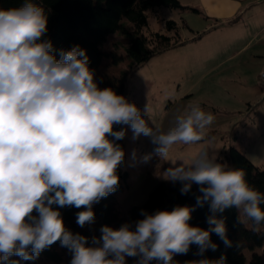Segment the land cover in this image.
I'll return each mask as SVG.
<instances>
[{
  "label": "clouds",
  "instance_id": "obj_1",
  "mask_svg": "<svg viewBox=\"0 0 264 264\" xmlns=\"http://www.w3.org/2000/svg\"><path fill=\"white\" fill-rule=\"evenodd\" d=\"M46 33L45 11L31 0L0 10V264L33 261L57 241L72 253L70 264H125V256L138 254L140 264H173V256L186 254L192 244L201 253L216 250L211 233L230 246L224 220L215 214L232 206L259 228L264 196L249 187L243 170L228 169L201 152L189 164L168 168L163 178L181 182V194L199 186L196 205L207 203L212 213L207 230L188 223L194 208L176 206L142 211L134 229L128 223L103 226L102 236L93 237L99 246H87L86 237L69 231L53 205L83 208L76 223L84 227L94 222L93 204L119 185L125 152L116 141L126 129L115 131L114 125L129 126L133 139L150 137L155 154L175 165L169 159L173 147L203 141L215 116L195 103L162 132L148 104L142 113L111 88L97 86L84 49H61L57 58ZM199 264H225V258Z\"/></svg>",
  "mask_w": 264,
  "mask_h": 264
},
{
  "label": "rangeland",
  "instance_id": "obj_2",
  "mask_svg": "<svg viewBox=\"0 0 264 264\" xmlns=\"http://www.w3.org/2000/svg\"><path fill=\"white\" fill-rule=\"evenodd\" d=\"M179 1L185 9L161 8L149 12L144 33L150 38L154 33L167 34L166 22L172 20L179 26L184 45L154 57L134 71L127 81L125 98L142 113L148 104L151 121L162 132L174 127L176 117L186 114L189 106L195 103L205 112L213 113L215 119L207 127L203 141L173 147L169 159L176 160L175 165L155 154L156 145L150 137L141 135L133 139L131 128L123 125L126 129L122 147L125 156L117 174L127 173V178L122 191L116 194L123 212L144 204L159 183L169 182L163 178L168 168L183 162L189 164L201 152L230 168V151L235 148L258 168L264 167V83L259 77L262 62L250 51L234 52L231 46L224 45L222 36H226L224 28L228 24L214 19L226 12L223 0ZM198 9L200 13L194 11ZM183 20L188 21L190 28L185 27ZM126 24L129 29H134L131 23ZM213 26L211 36L190 40ZM214 37L220 40L214 43ZM127 44L125 35L117 32L108 37L103 50L124 54ZM109 69L123 72L127 65ZM151 121L149 125L153 126ZM145 156L150 158L145 161ZM238 211L246 226L253 228L250 219H246L240 209Z\"/></svg>",
  "mask_w": 264,
  "mask_h": 264
},
{
  "label": "trees",
  "instance_id": "obj_3",
  "mask_svg": "<svg viewBox=\"0 0 264 264\" xmlns=\"http://www.w3.org/2000/svg\"><path fill=\"white\" fill-rule=\"evenodd\" d=\"M28 0H0V10L22 7ZM45 11L47 16V33L43 37L50 40L57 58L59 50H69L79 46L86 51L88 66L94 73V81L100 89L111 88L117 95L126 96L127 81L131 74L156 56L184 45L180 29L175 21L166 22L167 34L154 33L148 37L144 29L148 27V13L161 8L185 9L179 0H31ZM200 13L198 10H194ZM126 22L134 29H129ZM186 25L185 23H183ZM121 32L128 40L125 53L104 51L103 45L111 34ZM203 34L198 37L202 38ZM127 65V70L111 71L120 65ZM109 66V67H108ZM123 125H114L119 131ZM109 139H113L109 137ZM121 147L124 139L116 141ZM231 167L228 169L243 170L244 179L249 187L264 196V167L255 166L242 152L233 148L230 151ZM119 176L117 189L98 203L93 204L94 222L80 227L76 223V213L84 210L65 206L57 208L65 227L73 234L79 233L87 238V246L93 245V237L102 236L101 228L108 226L119 229L125 223L135 227V222L143 219L142 211L153 214L157 210L171 211L176 206L194 208L188 223L207 230L210 225L207 217L211 215L209 205H196V196L201 195L198 185L193 184L191 191L181 194L182 183L179 181L161 182L149 194L144 204L133 206L123 212L116 200V194L122 191L127 173ZM259 207L264 211V202ZM37 215V213H33ZM216 217L223 219L226 236L230 246H226L215 233L210 234L211 243L217 245L216 250L207 248L202 253L197 245H190L186 254L173 256V264H199L202 260L218 261L222 256L225 264H264V222L258 229L248 228L242 221L238 208H226L217 212ZM262 249V252H257ZM246 253H251L247 256ZM111 258V257H109ZM10 259L20 260L18 256ZM72 253L62 247L57 241L41 252L33 261L20 260V264H70ZM141 255L125 256V264H140ZM149 264H162V261L152 260Z\"/></svg>",
  "mask_w": 264,
  "mask_h": 264
},
{
  "label": "crops",
  "instance_id": "obj_4",
  "mask_svg": "<svg viewBox=\"0 0 264 264\" xmlns=\"http://www.w3.org/2000/svg\"><path fill=\"white\" fill-rule=\"evenodd\" d=\"M223 3V9L226 12L214 19L224 21L225 25L228 24V27L224 28L226 36H222L224 45L231 46L234 52L250 51L256 60L262 62L260 65L262 68L264 64V0H223ZM182 22L186 24V28H190L188 21ZM213 29H215L214 26L206 28L203 32L192 36L190 40L196 41L194 38L202 34V38L198 40L211 36ZM213 40L216 43L220 39L214 37Z\"/></svg>",
  "mask_w": 264,
  "mask_h": 264
},
{
  "label": "built area",
  "instance_id": "obj_5",
  "mask_svg": "<svg viewBox=\"0 0 264 264\" xmlns=\"http://www.w3.org/2000/svg\"><path fill=\"white\" fill-rule=\"evenodd\" d=\"M260 79L264 83V64H263L262 70L260 72Z\"/></svg>",
  "mask_w": 264,
  "mask_h": 264
}]
</instances>
